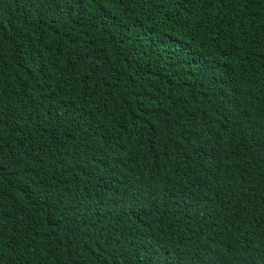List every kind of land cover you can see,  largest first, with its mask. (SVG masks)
I'll return each instance as SVG.
<instances>
[{"label":"trees","instance_id":"trees-1","mask_svg":"<svg viewBox=\"0 0 264 264\" xmlns=\"http://www.w3.org/2000/svg\"><path fill=\"white\" fill-rule=\"evenodd\" d=\"M0 264H264V0H0Z\"/></svg>","mask_w":264,"mask_h":264}]
</instances>
